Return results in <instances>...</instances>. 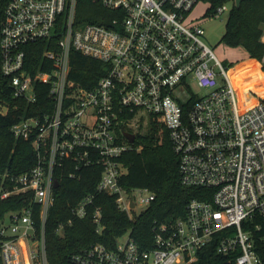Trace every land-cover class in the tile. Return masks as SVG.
Listing matches in <instances>:
<instances>
[{
    "label": "built area",
    "instance_id": "2783aa9c",
    "mask_svg": "<svg viewBox=\"0 0 264 264\" xmlns=\"http://www.w3.org/2000/svg\"><path fill=\"white\" fill-rule=\"evenodd\" d=\"M77 1L0 0V93L31 112L10 131L35 152L27 172L0 176V201L23 202L0 218V263L48 264L45 224L63 178L96 179L70 214L90 216L97 233L96 195L113 197L130 219L149 206L151 192L120 184V158L133 149L123 132L135 138L146 114L149 126L155 120L167 131L180 184L205 198L191 199L182 217L154 221L148 250L127 231L113 248L96 243L71 262L201 264L213 250L233 264H264V104L238 103L230 74L202 40V21L192 18L200 3L201 17L228 15L233 0H90L109 13L104 24L78 21ZM72 51L102 63L94 85L70 80ZM20 109L0 101L1 114Z\"/></svg>",
    "mask_w": 264,
    "mask_h": 264
},
{
    "label": "trees",
    "instance_id": "16d2710c",
    "mask_svg": "<svg viewBox=\"0 0 264 264\" xmlns=\"http://www.w3.org/2000/svg\"><path fill=\"white\" fill-rule=\"evenodd\" d=\"M222 2L224 0H215L214 6ZM104 16H109V13L92 4L90 0L77 1L78 21L104 24L102 19ZM209 16L212 17L211 14ZM263 27L264 0H243L239 8L233 5L230 9L221 42L230 46L240 45L250 59L261 62L264 55V42L261 40ZM40 49L42 50V47ZM70 66V80L82 87L94 85L103 72L101 62L76 51L70 53ZM262 70L264 71V64ZM233 74L238 83L245 86L259 79L254 74L252 65L248 63L238 64ZM256 91L264 97V80ZM44 100V95L38 96V104ZM0 101L9 103L10 107L14 104H20L22 107L20 110H10L7 114L0 113V176L4 173L13 175L27 172L35 164L32 143L15 139L10 128L19 117L29 115L31 112L29 109L24 110V102L12 101L5 93H0ZM132 147V150L120 158L125 169L120 184L127 191L133 188L148 190L154 195L153 201L138 216L130 219L125 212L117 208L113 197L96 195L94 205L100 209L102 215L101 230L97 233V226L93 224L90 216L78 219L70 214L72 207L83 196L94 191L96 179L63 178L58 188L54 190V206L45 224L48 264H73L71 258L74 254L96 243L113 248L116 239L127 231L141 249L148 250L153 247L150 228L154 221L162 222L182 217L186 204L191 199L205 198L203 190L180 184L178 158L172 150L167 131L155 120H152L146 134L135 136ZM21 204L23 202L17 198L0 201V218L7 211L19 209ZM69 219L71 223H67ZM59 225L63 226L62 232L57 231ZM201 264L233 263L229 259L215 256L213 250H210Z\"/></svg>",
    "mask_w": 264,
    "mask_h": 264
},
{
    "label": "rangeland",
    "instance_id": "374dc122",
    "mask_svg": "<svg viewBox=\"0 0 264 264\" xmlns=\"http://www.w3.org/2000/svg\"><path fill=\"white\" fill-rule=\"evenodd\" d=\"M227 3L231 5L232 0H227ZM205 9H206L205 3L198 4V6H196L192 12V18L195 21H202L200 25V27L204 31V34L202 35V40L212 50L213 54L222 63V65L226 64V66L224 65L223 66L230 74V78L232 79V82L235 86L238 103L242 104L244 100H246L247 102L249 100L250 101L253 100L252 104H255L257 102L263 103L264 97L260 96L256 91V89L260 87L262 82L261 74L264 75V73L258 71V68L255 69V66H252L254 70V74L260 77V80L258 79L255 83H252L247 86L238 83L237 79L234 77L233 74L236 68L235 65L245 61L248 58L247 52L240 45L230 46L221 42V37L223 36L225 31L228 15L226 13H223L222 15L217 17H201ZM259 63L261 64L262 61ZM193 92L197 96H202L206 93V90L198 89L194 87ZM143 116H144V121L137 123L138 127L132 129V132H136L139 135L147 133L149 128L148 125L149 118L146 114H143ZM132 194L135 198L146 196V194L143 192H133ZM143 210H144L143 206L136 208L135 215H138ZM124 239L125 238H122V240Z\"/></svg>",
    "mask_w": 264,
    "mask_h": 264
},
{
    "label": "crops",
    "instance_id": "0c3cea01",
    "mask_svg": "<svg viewBox=\"0 0 264 264\" xmlns=\"http://www.w3.org/2000/svg\"><path fill=\"white\" fill-rule=\"evenodd\" d=\"M261 40L264 42V27H263V34L261 36ZM241 63L251 64L252 66H255V69L258 68V71L264 73V71L261 70L262 69V64H264V55H263V59H262V63L261 64L259 62L255 61V60H253V59H250L249 57L245 61H243ZM241 63H238V64H241ZM238 64H236L235 66H237ZM261 79L264 80V75H262V74H261ZM259 80H260V77H259ZM248 102H249V104H252L253 100L252 101L249 100Z\"/></svg>",
    "mask_w": 264,
    "mask_h": 264
},
{
    "label": "water",
    "instance_id": "95a60500",
    "mask_svg": "<svg viewBox=\"0 0 264 264\" xmlns=\"http://www.w3.org/2000/svg\"><path fill=\"white\" fill-rule=\"evenodd\" d=\"M242 1H243V0H233L234 7H235V8H239L240 3H241ZM123 136L125 137V139H126L129 143H133V141H134V135H133V134L128 133V132H123ZM57 187H58V183H57V182H54V188H57ZM131 207H133V204H131Z\"/></svg>",
    "mask_w": 264,
    "mask_h": 264
}]
</instances>
